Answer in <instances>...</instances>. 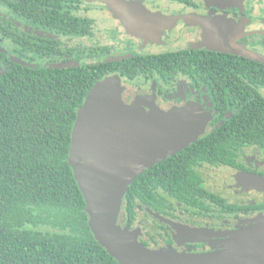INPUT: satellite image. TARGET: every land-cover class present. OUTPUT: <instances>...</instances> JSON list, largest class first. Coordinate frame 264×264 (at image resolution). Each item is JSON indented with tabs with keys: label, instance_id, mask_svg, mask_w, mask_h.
<instances>
[{
	"label": "trees",
	"instance_id": "16d2710c",
	"mask_svg": "<svg viewBox=\"0 0 264 264\" xmlns=\"http://www.w3.org/2000/svg\"><path fill=\"white\" fill-rule=\"evenodd\" d=\"M71 2L0 0V5L33 27L89 37L94 19L73 13L78 6ZM0 38H10L16 52L42 57L66 52L78 60L69 66H31L0 51L7 64L0 73V264H119L95 239L68 162L76 111L95 82L108 75L118 74L127 83L155 77L168 83L184 75L195 88L206 87L216 110L208 133L146 169L129 186L122 207L127 226H134L143 208L175 218L179 208L199 217L264 207L229 203L205 187L199 171L205 164L243 168V148L264 150L263 63L189 51L106 60L109 53L101 45L62 49L53 38L21 36L10 20L1 19ZM92 58L97 61L87 60ZM149 239L141 240L143 246H157L153 236Z\"/></svg>",
	"mask_w": 264,
	"mask_h": 264
},
{
	"label": "water",
	"instance_id": "95a60500",
	"mask_svg": "<svg viewBox=\"0 0 264 264\" xmlns=\"http://www.w3.org/2000/svg\"><path fill=\"white\" fill-rule=\"evenodd\" d=\"M231 53L264 63L263 55L250 50ZM212 120V112L197 103L136 113L124 101L118 74L95 82L85 96L76 111L68 162L85 200L88 225L119 264H264V222L234 232L220 250L206 253L149 249L138 240V230L121 224L125 194L137 176L196 142ZM238 180L241 191H264V176L245 174Z\"/></svg>",
	"mask_w": 264,
	"mask_h": 264
},
{
	"label": "flooded vegetation",
	"instance_id": "af4514ba",
	"mask_svg": "<svg viewBox=\"0 0 264 264\" xmlns=\"http://www.w3.org/2000/svg\"><path fill=\"white\" fill-rule=\"evenodd\" d=\"M71 1L72 2L70 4L72 6L74 3L78 6L72 11L78 16H80L82 13H87L93 18L94 11L98 12L96 13L98 16L100 15L99 20L100 23L103 24L102 27L100 26V29L103 28L105 30V36L102 34L98 36L92 31V34L85 38L88 40L90 39L91 43L87 47L92 45H101L103 51H108L109 54L105 56L106 60L122 59L125 57L143 55L147 53L160 54L180 51L223 52L233 54L231 51L235 50L236 48H243L264 56V0ZM112 9L115 10V14ZM17 15L15 12H11L10 9L5 5H0V19L4 23H7L8 20H10L11 23L14 24V29L19 35L25 36L33 34L39 38H53L57 42L59 41V45L62 49H67L68 45L66 44L68 43L65 42L64 44L62 37L66 38L65 40L67 41L72 37L54 33L39 27H33L32 24L25 22V20H23L24 18L21 19V17ZM19 24H22L24 29L19 28ZM43 32L46 34L43 35ZM0 44L1 46L4 44H9L8 46L14 49L15 55L22 58L21 60H18L14 58L12 54H8L5 49L0 47V51L3 52L9 60L20 62L25 65L40 66L43 65L41 61H45L46 59H51L53 62L60 61L63 63V66H69L78 63V60L74 59L72 54L66 52L62 55L53 54L46 55L44 57L30 50H21L20 52H16L15 44L10 38H0ZM77 47L80 48L79 51L86 49V47ZM50 66L57 67L60 65L55 64ZM6 67L7 64L5 61L0 59V73L4 71ZM181 80H184L193 86L192 81L184 75H178L174 80H169L168 83H165L158 77L152 78L149 82H151V84H161L160 88L162 91L160 88L158 90H160L163 94H167L168 92L174 90L173 85H178ZM164 84L168 86H164ZM193 88L195 87L193 86ZM202 88L203 87L195 89L200 90ZM170 105H168V107ZM208 111L212 112L214 120L216 110L213 108V104L212 109ZM230 114L231 111L228 113V116H230ZM208 127H211L210 124ZM206 133L208 132H205V134ZM245 148L254 149L257 147L253 146ZM245 148H243V150ZM243 150L241 152V156H243ZM260 150L264 151L263 149ZM241 156L240 160L243 168H235L226 165L205 164L203 167L201 166L199 168V171L203 176L202 170L205 167L229 169L231 170L229 175L228 171L221 173L222 177L225 176L222 178L223 187L226 189L227 187H231L232 193H236L238 195H264V191L262 190L248 189L241 191L240 186L237 185L239 180H236L240 176L242 177V175L256 174L259 176H264V165L262 163L256 160L247 159L245 156ZM213 192L221 195L219 191ZM231 204L256 207L263 205L264 201L259 203L239 202ZM260 212H264V207L261 209L244 208L239 213L231 215L213 212L208 215L196 217L183 208H179V210L174 213L175 218L167 217L171 219H178L180 218L181 214L184 216V220L188 218L190 222H196L198 225H200L201 222H203V224L207 223L209 228L219 230L222 226H228L227 223H229L228 220L230 219H240V217H243L246 214ZM163 241L165 242L166 246L171 247H173L175 244H181L183 249L187 251L201 250L205 246L203 243L187 242L185 241V238H180L178 236L172 237L167 231Z\"/></svg>",
	"mask_w": 264,
	"mask_h": 264
},
{
	"label": "rangeland",
	"instance_id": "374dc122",
	"mask_svg": "<svg viewBox=\"0 0 264 264\" xmlns=\"http://www.w3.org/2000/svg\"><path fill=\"white\" fill-rule=\"evenodd\" d=\"M97 11H94L93 19V33L95 32L98 36L101 34L105 36V30L102 27L103 24L100 23V18L98 16ZM19 28L24 29L22 24L18 25ZM32 30V29H31ZM102 30V32H101ZM39 32V31H38ZM46 33L43 32V35ZM61 38V37H60ZM63 42H67L68 46H80L81 48L87 47L90 43V39L88 40L85 37H74L69 38V40H65L63 38ZM105 39V37H104ZM9 45V44H8ZM7 44H4L0 47L5 49L8 54H12V56L18 60L22 58L15 55L14 49L9 47ZM68 60V59H66ZM89 62H95L97 59H87ZM43 64L47 65H63L62 62H53L51 59H46L45 61H41ZM123 85V98L126 105H129L136 113H141L144 115H149L153 111H168L172 108L183 106L188 103H197L207 110L212 109V103L206 88H202L200 90H196L193 86L184 80H181L178 85L174 84L172 91L167 94L161 93V88L158 83L151 82H143V81H135L132 83H127L122 80ZM176 86V87H175ZM175 87V88H174ZM160 88V90H158ZM171 104V105H170ZM168 105H170L168 107ZM167 107V108H165ZM211 127H208L206 132H209ZM243 156L247 159L256 160L264 165V151L254 148H245L243 150ZM241 156V157H243ZM203 177L205 179V186L212 191H219L221 195H223L226 200L231 203H251V202H261L264 201V195L255 196L254 194L249 195H238L233 194L231 187H223L222 185V177L221 173H225L228 171V175L231 173V170L226 168H203ZM167 218L166 221L159 220L156 216H154L151 212L147 211L145 208L139 209V216L136 220V223L133 227L127 226V224L122 220L121 224L128 230L136 229L139 232L138 240L150 241L149 237L153 236L158 244L155 247H147L149 249H165L166 245L163 241L165 234L162 229L166 230L170 233L172 237H180L185 238V241L191 243H203L205 245L201 250H193L187 251L184 250L181 244L173 245L172 249L176 252H184V253H206L220 250L225 244L226 241H229V236L234 234V232L239 231L241 229L247 228L249 226H256L259 223L264 222V212L260 213H249L240 217V219H230L227 223L228 226H222L219 230H214L209 228L207 223L203 224L201 222L198 225L196 222H190L188 218L184 220V216L180 214V218L171 219Z\"/></svg>",
	"mask_w": 264,
	"mask_h": 264
}]
</instances>
